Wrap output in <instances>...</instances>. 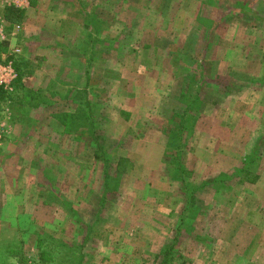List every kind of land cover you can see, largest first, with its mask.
Returning a JSON list of instances; mask_svg holds the SVG:
<instances>
[{
  "label": "rangeland",
  "instance_id": "obj_1",
  "mask_svg": "<svg viewBox=\"0 0 264 264\" xmlns=\"http://www.w3.org/2000/svg\"><path fill=\"white\" fill-rule=\"evenodd\" d=\"M4 61L0 264H264V0H0Z\"/></svg>",
  "mask_w": 264,
  "mask_h": 264
},
{
  "label": "trees",
  "instance_id": "obj_2",
  "mask_svg": "<svg viewBox=\"0 0 264 264\" xmlns=\"http://www.w3.org/2000/svg\"><path fill=\"white\" fill-rule=\"evenodd\" d=\"M7 10L11 12L21 11V9L14 7V6L9 7V9L7 8ZM254 163H255V159L252 158L250 154H248L245 157V160L243 161L242 166L233 171L234 175L239 176L238 183H244V182L253 183L258 179L259 175L255 173ZM188 199L189 201L193 202L190 197ZM181 223H183V221ZM172 248H173L172 246L166 247L162 249L160 253L155 255L157 258L162 255L163 259H160L159 263L170 264V261L168 262V260H171L172 258V253H171L173 250Z\"/></svg>",
  "mask_w": 264,
  "mask_h": 264
},
{
  "label": "built area",
  "instance_id": "obj_3",
  "mask_svg": "<svg viewBox=\"0 0 264 264\" xmlns=\"http://www.w3.org/2000/svg\"><path fill=\"white\" fill-rule=\"evenodd\" d=\"M18 51V49H17ZM15 69L12 67L10 62H0V86L11 90L12 83L16 79ZM4 123L0 124V141L4 133Z\"/></svg>",
  "mask_w": 264,
  "mask_h": 264
},
{
  "label": "crops",
  "instance_id": "obj_4",
  "mask_svg": "<svg viewBox=\"0 0 264 264\" xmlns=\"http://www.w3.org/2000/svg\"><path fill=\"white\" fill-rule=\"evenodd\" d=\"M4 7H5V5H4ZM9 7H13V5L12 4H9L8 3V5H7V7H5V8H8L9 9ZM15 7V6H14ZM17 8H22V7H17ZM22 10V9H21ZM247 66V65H246ZM260 78V79H259ZM261 78H264V73H260L259 75H252L251 77H250V79L251 80H253V81H255L256 79L258 80H261ZM247 80H249V79H245V81H247ZM231 86H232V84H231ZM230 86V87H231ZM245 86H247V84L245 85V83H243L242 85H241V87L240 88H243V87H245ZM248 87H250V86H248ZM247 87H245L244 89H240L239 91H234V93H236V95H235V98H238V102H240V97H241V93L240 92H243V91H245V89H246ZM247 90V89H246ZM239 92V93H238ZM246 92V91H245ZM233 96V95H232ZM213 102L214 103H218V99H216V98H213Z\"/></svg>",
  "mask_w": 264,
  "mask_h": 264
}]
</instances>
